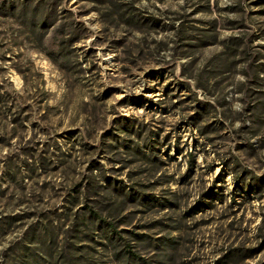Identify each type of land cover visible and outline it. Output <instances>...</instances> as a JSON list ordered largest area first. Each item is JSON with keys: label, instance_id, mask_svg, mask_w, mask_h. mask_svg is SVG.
Instances as JSON below:
<instances>
[{"label": "rangeland", "instance_id": "obj_1", "mask_svg": "<svg viewBox=\"0 0 264 264\" xmlns=\"http://www.w3.org/2000/svg\"><path fill=\"white\" fill-rule=\"evenodd\" d=\"M0 264H264V0H0Z\"/></svg>", "mask_w": 264, "mask_h": 264}, {"label": "trees", "instance_id": "obj_2", "mask_svg": "<svg viewBox=\"0 0 264 264\" xmlns=\"http://www.w3.org/2000/svg\"><path fill=\"white\" fill-rule=\"evenodd\" d=\"M238 185H239V184H237V187H239ZM106 226L110 227V226H109V224H106ZM108 229H109V231H111V232H112V229H111V228H108ZM127 253H130V252H129V251H127Z\"/></svg>", "mask_w": 264, "mask_h": 264}]
</instances>
